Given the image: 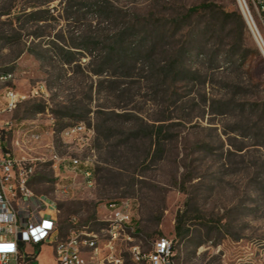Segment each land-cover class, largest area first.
<instances>
[{
    "label": "rangeland",
    "instance_id": "rangeland-1",
    "mask_svg": "<svg viewBox=\"0 0 264 264\" xmlns=\"http://www.w3.org/2000/svg\"><path fill=\"white\" fill-rule=\"evenodd\" d=\"M244 1L264 40L253 0ZM203 2L216 11L189 13ZM236 5L0 0V72L13 73L0 92L11 86L23 96L0 116L11 126L5 142L33 160L28 186L58 201L64 234L75 216L105 238L108 202L126 199L145 251L166 236L177 264H264V56L246 21L244 30L222 27L220 7ZM122 30L129 55L105 61L101 47ZM89 40L98 51L83 48ZM79 123L88 138L65 134ZM74 157L92 171V185L63 167ZM133 243L119 241L110 264H139ZM39 260L53 264L49 247Z\"/></svg>",
    "mask_w": 264,
    "mask_h": 264
},
{
    "label": "built area",
    "instance_id": "built-area-1",
    "mask_svg": "<svg viewBox=\"0 0 264 264\" xmlns=\"http://www.w3.org/2000/svg\"><path fill=\"white\" fill-rule=\"evenodd\" d=\"M253 4L264 30V0H253ZM254 27L264 42L255 24ZM12 77V72H0V84L8 83ZM0 99L2 116L14 111L23 96L6 86L0 92ZM10 129V122L0 118V264H41L39 255L44 247L51 249L53 264H110L115 261L113 249L119 241L134 242L129 252L135 263L177 264L173 239L158 237L147 251L135 242L131 205L126 199L108 202L105 238L93 230L80 229L75 216L69 219L64 234L58 201L35 193L28 186L34 172L33 160L18 156L6 145L5 137ZM65 134L74 138L90 135L82 123L68 126ZM63 167L81 171L87 184H93L92 171L79 158H70Z\"/></svg>",
    "mask_w": 264,
    "mask_h": 264
},
{
    "label": "trees",
    "instance_id": "trees-1",
    "mask_svg": "<svg viewBox=\"0 0 264 264\" xmlns=\"http://www.w3.org/2000/svg\"><path fill=\"white\" fill-rule=\"evenodd\" d=\"M233 2H235L236 5V1L233 0ZM95 6V12L100 14V15H107L109 14V10L104 6V5H99L97 3L93 4ZM215 6L213 4H210L208 2H203L199 5L196 6H192L189 9V13L192 14H200V13H213L215 12ZM221 15V21H222V27L224 25L227 24H238L241 30H244L246 28V23H245V19L239 9V7L236 5L235 9L232 11H229L227 9H225L224 7H220L219 11H218ZM210 20V19H209ZM179 19L174 20V25L175 27L178 26L179 23ZM211 22L208 21V26L209 27ZM129 30V28L127 29ZM127 30H122L119 31L118 33L114 34L113 38H111L110 42L108 44H106V46H102L100 49V54L101 52H103L101 54V57H103V59L107 62H111L112 60H114L115 58H117V60H121L124 59L126 57V55L128 56L129 53L127 51V49H124L122 47V44L128 39V37L130 36H125L126 31ZM157 31V36H162L164 34V27L163 25L158 26V28L156 29ZM206 31H208L206 29ZM233 32L235 31V29L232 30ZM132 33V32H131ZM99 42H97V40H89L88 42H86V44H84L83 48H87V49H91L90 45H92V48H94V52L95 49L98 51L99 48L97 49L96 47H98ZM131 55V54H130ZM176 63V59L169 65L172 66L173 64ZM182 215L179 214L176 218V224H175V234L177 237H184L185 233L182 230Z\"/></svg>",
    "mask_w": 264,
    "mask_h": 264
},
{
    "label": "water",
    "instance_id": "water-1",
    "mask_svg": "<svg viewBox=\"0 0 264 264\" xmlns=\"http://www.w3.org/2000/svg\"><path fill=\"white\" fill-rule=\"evenodd\" d=\"M237 1H238V3H239L241 13H242V15H243L245 21H246L247 24L249 25V27H250V29H251V31H252L254 37H255V40H256V42H257V44H258V46H259V48H260V50H261V52H262V54H263V56H264V51H263L261 45L259 44V42H258V40H257V38H256V36H255V34H254V31H253V29H252V27H251V25H250V22H249V20H248V17H247V15H246V13H245V10H244V7H243V6H245L246 10L248 11V8H247V6H246V3H245L244 0H237ZM248 13H249V11H248ZM249 15H250V14H249ZM250 18H251V16H250Z\"/></svg>",
    "mask_w": 264,
    "mask_h": 264
},
{
    "label": "bare ground",
    "instance_id": "bare-ground-1",
    "mask_svg": "<svg viewBox=\"0 0 264 264\" xmlns=\"http://www.w3.org/2000/svg\"><path fill=\"white\" fill-rule=\"evenodd\" d=\"M243 7H244L245 13H246V15H247V17H248V20H249V22H250V25H251V27H252V29H253V31H254V34H255V36H256V38H257L259 44L261 45L263 51H264V42L261 41V39L259 38V36H258V34H257V31H256V29H255V27H254V24H255V23H254V20L252 19V17L250 18L251 14H250V12L248 13V11L246 10L245 6H243ZM249 14H250V15H249Z\"/></svg>",
    "mask_w": 264,
    "mask_h": 264
}]
</instances>
